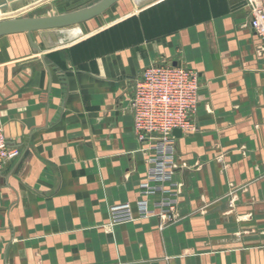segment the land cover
<instances>
[{
  "label": "crops",
  "instance_id": "crops-1",
  "mask_svg": "<svg viewBox=\"0 0 264 264\" xmlns=\"http://www.w3.org/2000/svg\"><path fill=\"white\" fill-rule=\"evenodd\" d=\"M250 21L247 0H121L0 37V114L21 151L0 168V264H264V39ZM161 60L197 71L202 92L196 128L176 137L171 219L140 216L159 195L142 193L131 107ZM125 203L134 219L113 223Z\"/></svg>",
  "mask_w": 264,
  "mask_h": 264
},
{
  "label": "built area",
  "instance_id": "built-area-1",
  "mask_svg": "<svg viewBox=\"0 0 264 264\" xmlns=\"http://www.w3.org/2000/svg\"><path fill=\"white\" fill-rule=\"evenodd\" d=\"M247 4L250 25L264 39V0H247ZM201 94L197 71L164 60L145 67L134 82L131 102L134 131L140 140L148 142L149 152L148 175L141 185L142 193L159 195L151 208L147 201L141 203V217L155 214L171 219L175 215L180 186L174 179L179 156L173 131L188 132L196 128L194 116ZM20 155V149L8 143L0 114V168ZM110 215L113 223L134 219L130 203L112 206Z\"/></svg>",
  "mask_w": 264,
  "mask_h": 264
},
{
  "label": "water",
  "instance_id": "water-1",
  "mask_svg": "<svg viewBox=\"0 0 264 264\" xmlns=\"http://www.w3.org/2000/svg\"><path fill=\"white\" fill-rule=\"evenodd\" d=\"M44 0H0V14H14L26 10ZM121 0H96L95 2L66 10L65 12H50L41 15L5 18L0 20V37L17 33L27 32L30 36L36 31H47L79 25L100 15ZM176 137L182 136V131H173Z\"/></svg>",
  "mask_w": 264,
  "mask_h": 264
},
{
  "label": "rangeland",
  "instance_id": "rangeland-1",
  "mask_svg": "<svg viewBox=\"0 0 264 264\" xmlns=\"http://www.w3.org/2000/svg\"><path fill=\"white\" fill-rule=\"evenodd\" d=\"M95 1L96 0H44L40 4H37L31 8H28V9L23 10V11H19V12L14 13V14H7V15L6 14H0V20L5 19V18H13V17L41 15V14H46V13H50V12H65L66 10H69L72 8H77V7L89 5ZM119 7H121V6H119ZM121 16H122V12L120 10L117 12L115 17H112V19H110L108 21V23H112V22L119 20L121 18ZM108 23H105V22L100 21V20H96V22L94 24L96 26L92 30L94 31V30H97L98 28L105 27V26L109 25ZM83 29L86 32L91 31V29H89L88 26H85ZM179 199H180V191H179L178 201H177V205H176V209H175V215L179 209V205H180Z\"/></svg>",
  "mask_w": 264,
  "mask_h": 264
}]
</instances>
